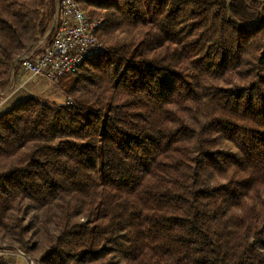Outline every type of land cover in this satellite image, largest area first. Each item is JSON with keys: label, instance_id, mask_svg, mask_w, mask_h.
I'll return each instance as SVG.
<instances>
[{"label": "trees", "instance_id": "1", "mask_svg": "<svg viewBox=\"0 0 264 264\" xmlns=\"http://www.w3.org/2000/svg\"><path fill=\"white\" fill-rule=\"evenodd\" d=\"M57 2L0 0L1 91ZM79 2L102 49L58 79L66 104L0 94V248L264 264V0Z\"/></svg>", "mask_w": 264, "mask_h": 264}, {"label": "built area", "instance_id": "2", "mask_svg": "<svg viewBox=\"0 0 264 264\" xmlns=\"http://www.w3.org/2000/svg\"><path fill=\"white\" fill-rule=\"evenodd\" d=\"M102 22V19H90L79 0H58L51 31L18 59L8 87L0 90L1 96L6 97L16 87V68L25 71L29 81L46 79L53 82L65 75L75 74L87 59L101 51L102 45L96 33ZM40 44L42 46L39 47ZM68 104H73L71 99Z\"/></svg>", "mask_w": 264, "mask_h": 264}, {"label": "rangeland", "instance_id": "3", "mask_svg": "<svg viewBox=\"0 0 264 264\" xmlns=\"http://www.w3.org/2000/svg\"><path fill=\"white\" fill-rule=\"evenodd\" d=\"M40 46H42V44H40L39 47ZM14 82L16 88L24 84V91H18L16 93L14 92L15 94L13 92H9L7 94V100L5 103L13 96H17L19 94L25 96L27 94L29 95L28 97L33 96L48 104H66L67 95L64 92V81L58 80L56 82H52L46 79H35L34 81H29V75L25 71L19 70L17 79H15ZM14 103H16V101H14L12 104ZM0 255L14 258L12 264H32V262L34 264H38L33 258L27 257L15 249L7 248V246L0 248Z\"/></svg>", "mask_w": 264, "mask_h": 264}, {"label": "water", "instance_id": "4", "mask_svg": "<svg viewBox=\"0 0 264 264\" xmlns=\"http://www.w3.org/2000/svg\"><path fill=\"white\" fill-rule=\"evenodd\" d=\"M49 34V33H48Z\"/></svg>", "mask_w": 264, "mask_h": 264}]
</instances>
